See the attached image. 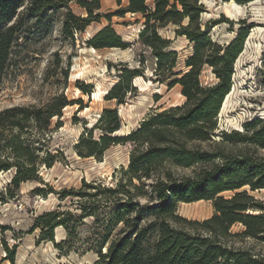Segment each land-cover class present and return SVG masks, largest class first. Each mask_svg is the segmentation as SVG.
Masks as SVG:
<instances>
[{"label":"rangeland","instance_id":"rangeland-1","mask_svg":"<svg viewBox=\"0 0 264 264\" xmlns=\"http://www.w3.org/2000/svg\"><path fill=\"white\" fill-rule=\"evenodd\" d=\"M127 2L122 0L118 6L114 0H100L99 12L109 15V20L102 17L82 33L74 32L71 38L62 32L65 13L71 11L85 16L74 1L66 7L37 15H29L24 3L5 25L13 24L15 31L0 83V112L13 107L57 104L63 97L69 105L61 110L60 117L51 118L46 129H37L32 122L25 124L27 132L22 136L31 141L35 155L40 159L50 156L53 163L49 168L38 165L37 180L21 183L12 198L4 195L5 202H0V264H93L104 239L114 238L122 225L111 222L114 203H91L94 199L102 200L104 194L94 198L86 196L81 202L77 196L97 192L86 189L84 184L107 188L119 181L124 184L126 178L122 173L129 165L134 145L121 142L106 149L98 158L80 157L76 148L80 137L91 134L97 140L101 136L95 127H99L97 121L104 109L115 110L119 119V129L113 136L125 138L147 117L185 102L181 87L178 84L168 87V84L187 71L186 61L193 53L194 43L176 35L175 30L179 29L176 25L158 28L156 33L160 39L168 41L167 47L162 48L167 55L163 62L165 71L159 72L152 50L143 46L139 37L144 28L142 16L116 15ZM149 3L151 1L147 0ZM200 4L203 7L200 27L208 32L212 42L224 49L242 29L247 36L232 66L230 90L216 114L210 140L191 145L206 152L221 153L207 166L210 169L219 167L228 158L248 156L254 162L259 161L264 159V148L250 138L264 126V0H200ZM108 26L125 46L94 49L88 42ZM170 64L168 72L165 68ZM123 69L135 70L138 75L131 79L132 90L126 94L124 103L117 105L115 100H105V96L119 81ZM199 82L202 87H209L218 79L205 65L201 68ZM254 120L258 122L251 127L243 126ZM235 131L242 133L238 142L223 141L224 133ZM243 137L246 140H241ZM161 167L162 172L170 170L175 177L193 176L198 171L197 166L178 168L168 161ZM13 175V169L0 172V191L4 192ZM249 180L254 182L255 178ZM145 184L149 193L152 181ZM250 189L245 185L235 191H224L218 197L230 199L235 193L245 191L256 201L264 202V189ZM63 191L71 192L63 196ZM88 201L90 216L72 218L67 228L56 227L52 241L47 238L46 229L36 221L52 211L79 215L80 203L89 205ZM177 214L189 221L201 222L212 217L214 209L211 201L199 200L178 204ZM245 214L261 215L262 212L248 209ZM244 230L239 223L232 225L229 232L237 236L225 240V245L263 261L264 242L242 235Z\"/></svg>","mask_w":264,"mask_h":264},{"label":"trees","instance_id":"trees-1","mask_svg":"<svg viewBox=\"0 0 264 264\" xmlns=\"http://www.w3.org/2000/svg\"><path fill=\"white\" fill-rule=\"evenodd\" d=\"M71 1L83 9L85 16H77L71 11L65 13L62 32L68 38L74 32L82 33L102 17L110 18L99 12L100 0H0V83L8 64L15 31L13 24L5 25L16 16L18 8L26 3V12L37 15L49 9L66 7ZM114 1L121 5L122 0ZM150 1L147 4V0H128L116 15L123 17L130 13L142 16L144 28L139 37L142 45L152 50L159 72L165 71L163 62L167 55L162 48L167 47L168 41L160 39L156 33L158 28L176 25L179 27L175 30L176 35L185 36L194 43L193 53L186 61L187 71L168 84V87L176 84L181 87L185 102L147 117L137 130L125 138L113 136L119 129V119L115 110L104 109L97 121L100 125L95 127L101 136L97 140L91 134L80 137L76 146L80 157L98 158L106 149L121 142L134 145L129 165L122 173L126 178L124 184V181H119L109 188L84 184L86 189L97 192L77 196L81 202L86 196L94 198L100 193L104 194L102 200L94 199L91 203H114L111 222L122 225L114 238L109 239L108 236L104 239L93 264H264V260L258 261L249 253L224 243L237 236L229 232L236 223L244 226L242 235L264 242V202L256 201L245 191L235 193L230 199L218 197L224 191H235L245 185H249L251 191L264 189V159L254 162L248 156L228 158L219 167L210 169L207 166L221 153L206 152L191 145L210 140L216 114L230 90L232 66L242 51L247 32L242 29L223 49L212 42L208 32L200 27L199 16L203 11L200 0ZM183 21H186L185 25ZM88 44L97 50L125 46L109 26L97 32ZM172 54L175 55L174 52ZM205 65L212 69L218 79L213 86L202 87L199 82L201 68ZM171 66L165 69L169 72ZM136 75L138 72L135 70L123 69L119 81L106 93L105 100L123 104L126 94L132 90L130 81ZM67 105L69 103L63 97L57 104L48 103L37 108L13 107L0 112V172L14 170L10 183L4 192L0 191L1 203L5 202L4 195L12 198L13 191L21 183L38 179L35 175L38 165L49 168L53 163L50 156L40 159L35 155L31 141L22 136L27 132L25 124L32 122L37 129H46L51 118L60 117L61 110ZM256 122L254 120L243 126L249 128ZM223 136V141L238 142L242 133L235 131ZM241 140L246 139L243 137ZM250 140L264 148V126L255 131ZM166 161L178 168L197 166L198 171L193 176L175 177L170 170L162 172L161 165ZM250 177L255 181H250ZM148 180L152 181L148 186L149 193L145 190ZM70 192L63 191L62 194L66 196ZM141 200L145 203L142 204ZM199 200L212 202V217L199 222L189 221L177 214L178 204ZM88 202L89 205L87 202L80 203L79 215H62L52 211L42 214L36 221L46 229L45 234L52 241V232L56 227L67 228L72 218L78 220L90 216L91 204ZM248 209L258 210L262 214H245Z\"/></svg>","mask_w":264,"mask_h":264}]
</instances>
